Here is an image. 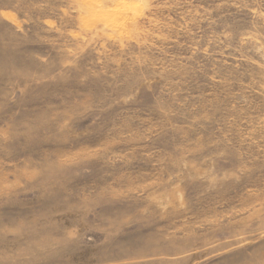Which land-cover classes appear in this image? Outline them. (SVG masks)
<instances>
[{"label":"rangeland","instance_id":"rangeland-1","mask_svg":"<svg viewBox=\"0 0 264 264\" xmlns=\"http://www.w3.org/2000/svg\"><path fill=\"white\" fill-rule=\"evenodd\" d=\"M0 264H264V0H0Z\"/></svg>","mask_w":264,"mask_h":264}]
</instances>
